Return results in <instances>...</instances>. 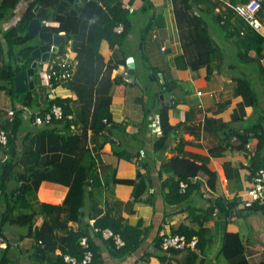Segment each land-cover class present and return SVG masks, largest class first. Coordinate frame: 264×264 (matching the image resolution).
Returning a JSON list of instances; mask_svg holds the SVG:
<instances>
[{
    "label": "crops",
    "instance_id": "0c3cea01",
    "mask_svg": "<svg viewBox=\"0 0 264 264\" xmlns=\"http://www.w3.org/2000/svg\"><path fill=\"white\" fill-rule=\"evenodd\" d=\"M223 1L228 5L226 10H233L234 5L247 0ZM117 2L130 10L131 27L126 44L117 47L111 55L115 68L113 78H119L121 82L113 89L112 123L101 134L90 131L81 145L78 140L81 127H74L69 134L61 133L72 138L77 136L74 140L67 139L70 146L65 140H53L47 134H41L29 123L32 115H39L46 109L49 100L57 97L77 100L66 83L50 89L46 73L60 66L65 59L76 65L84 44L95 39V20L88 15L82 16L84 1L62 0L64 15L73 11L78 13V31L64 43L63 54H52L50 60L36 71L35 94L40 95L39 106L25 108L19 98L0 91V123L12 118L17 110H24L25 125L20 133L15 174H22L32 166L47 171L56 167L71 168L76 157L69 148L74 150L83 146L86 151L79 157L81 164L89 167L92 161L95 165L98 163L95 175L86 186L85 223L93 225L109 213L113 219L139 227L141 231V244L135 253L116 258L106 249L103 264H182L183 255L166 254L158 249L157 241L174 235L172 232L182 225L198 231L200 226L194 224L193 219L204 216V211L217 202L234 204L231 215L215 208L210 220L204 223L211 242L205 252L196 250L198 260L195 264H233L242 259L249 264L264 263V250L256 246H264V210L246 209L239 203L254 186L259 163L253 157L258 140L251 129L257 125L264 127V43L258 45L253 40L246 41V24L234 13L227 29H223L224 45L217 42L220 52L211 72L207 67H186L182 61L178 66L177 60L185 51L171 0H150L149 7L144 0H100V6L108 10ZM27 6V1H21L17 15L21 16ZM210 20L212 18L208 17L207 21ZM261 22L262 31L257 33L264 38V17ZM6 23L10 22L0 23V36L2 30H9L17 22L4 27ZM43 26L59 27V23L44 21ZM31 43L28 44L39 43L38 38L34 37ZM236 57L243 65L236 62ZM129 58H134L136 64L133 82L128 79ZM239 79L251 82L258 107L252 97L240 92ZM168 92L170 98L166 100L164 97ZM165 108L166 135L159 118ZM247 134L248 140L243 143L242 136ZM4 159L6 161L5 155L0 152V163ZM176 160L206 165L216 175L212 180L204 173L190 178L191 183L199 184L200 188L192 192L188 201L178 205L171 202L175 200L171 187L180 181L176 174L180 167L174 166ZM16 175L8 180L7 193L12 194L20 187ZM181 182L186 185L181 188L186 190L187 183ZM69 190L60 183L43 182L37 192L29 193L19 202L15 214L35 213L34 228H40L44 221L53 217L43 213V205H61ZM3 194L0 191V214L7 208V196ZM61 218L65 219L66 215ZM69 226L74 230L79 228L73 222ZM230 232L239 233L244 242L243 254L232 260L221 254L225 234ZM28 233L20 226L7 224L4 227L7 242L0 250L2 252L9 245L12 264H39L34 255L36 239ZM97 244L102 243L98 240ZM165 255L166 260H163ZM40 264L47 263L41 261Z\"/></svg>",
    "mask_w": 264,
    "mask_h": 264
},
{
    "label": "trees",
    "instance_id": "16d2710c",
    "mask_svg": "<svg viewBox=\"0 0 264 264\" xmlns=\"http://www.w3.org/2000/svg\"><path fill=\"white\" fill-rule=\"evenodd\" d=\"M23 0H2L0 4V23L11 22L16 17L18 5ZM28 2L27 9L22 14L21 20L16 26H13L7 31H1L0 36V91L10 93L13 98H19L25 108H35L39 106L40 95L35 94V90L27 91L24 94L17 93L15 89V78L23 70L31 68L34 59L33 51L37 48L38 43L31 45L34 37L29 34L28 27L35 19L44 21L58 22L59 27L43 26V31L53 34L65 33L66 36H71L78 31L79 16L77 12L64 15L62 12V0H25ZM85 11L82 16L88 15L93 17L96 22L95 39L84 44L75 65L73 77L68 80L66 87L69 88L76 96L74 102L71 99L57 97L54 100H49L46 103V109L39 115H32L29 123L32 128L40 130L41 134L48 135L53 140H65L67 146H70L67 139L74 140L76 137H69L64 134L71 133L74 127H81L82 134L79 137L84 143L88 137V133L92 131L95 135L105 132L112 123L111 104L113 101V89L116 85H120L119 78H113L114 66L112 62V53L118 47H123L126 44L127 37L131 27V13L121 2L108 10L100 6V0H83ZM147 7L150 6V0H144ZM174 8L175 19L179 29L181 43L184 47V55L180 57V62H184V66L199 69L207 67L208 71H212V65L217 61V54L220 52V46L217 44L209 31V23L207 18H212V21L218 24L222 29H227L228 22L235 13L232 9H227L223 0H171ZM216 8H220V12H215ZM226 10V11H225ZM215 13V14H214ZM210 15H213L211 17ZM236 15V14H235ZM260 21L264 17V3L258 15ZM242 19V18H241ZM243 20V19H242ZM225 21L223 24L222 22ZM245 22V21H244ZM122 26V31L118 32L117 28ZM247 27V26H246ZM245 40L255 41L258 45L264 43V38L247 27ZM31 44H28V43ZM104 46L106 48L104 49ZM17 47H19L17 49ZM9 52V53H8ZM246 57V56H245ZM59 70L60 66H55L53 70ZM46 73V76L48 73ZM37 81V80H36ZM58 83L54 85L57 86ZM239 90L246 97H252L256 107L258 98H256L255 90L249 80H238ZM53 87V88H54ZM53 106H60L63 110V118L53 119L50 123L39 125L35 122L36 116L45 118V115L51 111ZM167 108L161 111V126L166 135L168 127L166 126ZM24 110H17L14 117L0 123V128L8 134V144L5 147H0L6 161L0 163V191L3 196H7V208L0 214V248L7 242L3 235L4 227L8 225H16L28 230V236L36 239L34 255L36 259L46 262L47 264H67L64 260L65 255H70L78 260L84 257L85 250L81 245V239L88 240L94 258L91 264H103L104 250H109L111 255L116 258H125L137 251L141 244V231L139 227H131L124 225L122 221L113 219L109 213L96 221L94 226L85 223L83 207L85 204L86 186L89 183L92 175H95V165L92 161L91 166L81 164L80 156L86 150L83 146L77 149H70L75 154L76 161L71 168L56 167L54 170H45L39 166L28 167L22 174H15L18 167L19 158V141L20 133L25 125ZM254 132V137L258 140V145L253 153L255 160L257 159L258 171L264 167V127L257 125L251 129ZM260 132V134H258ZM72 135V134H70ZM75 136V135H72ZM248 140V134L242 136V142ZM83 151V152H82ZM120 155V153L116 152ZM254 160V161H255ZM179 166L180 169L176 174L180 177V181L173 183L171 192L175 200H171L174 204H182L189 200L193 191L199 190V184L193 185L190 178H197L200 173L208 175L210 180L216 176L206 165H199L186 161L176 160L174 166ZM12 175L21 182L20 187L11 194L7 193L8 180ZM255 175V177H256ZM19 178H18V177ZM209 180V181H210ZM55 182L66 185L70 188L65 201L61 205H43V213L53 215L52 218L43 222L40 228H34L36 220L35 213L15 214L16 208L22 199H26L29 193L37 192L43 182ZM181 181L187 183V189L181 188ZM210 183V182H209ZM210 185V184H209ZM2 198L0 197V201ZM239 203H242L241 201ZM234 204L224 205L222 202L211 204L205 211L204 216H197L193 219L194 224H198L200 229L195 231L189 225H182L172 234L184 235L188 242L197 239L195 249L186 248L184 251L179 250H164L163 238L157 241L158 249L170 254L184 256L182 264H195L198 260L197 251L205 252L210 244L209 232L204 228V223L210 220L216 207H219L223 212L231 215L230 209ZM246 209H256L263 211L264 204L254 202L252 206ZM65 214L66 218L61 216ZM77 223L79 228L72 229L69 223ZM94 227L101 230L111 229L115 234L120 235L124 241V246L118 247L113 239H105L102 232H94ZM61 233V234H60ZM101 241V245L97 241ZM42 242L43 246L38 243ZM257 248L263 249V245H256ZM3 249V248H2ZM9 245H6L4 250H0V264H12L13 260L9 255ZM244 242L239 233L230 232L225 234L221 254L225 259L232 260L243 254ZM166 255L163 260H166ZM43 263V262H42ZM233 264H249L247 260H239ZM264 264V263H261Z\"/></svg>",
    "mask_w": 264,
    "mask_h": 264
},
{
    "label": "built area",
    "instance_id": "2783aa9c",
    "mask_svg": "<svg viewBox=\"0 0 264 264\" xmlns=\"http://www.w3.org/2000/svg\"><path fill=\"white\" fill-rule=\"evenodd\" d=\"M28 5V2H27ZM263 0H247L243 3H238L233 6V10L236 16L242 18L245 21L247 27L252 30L261 33L262 31V22L260 21L258 15L262 9ZM216 12H220V8L216 9ZM21 20V16H16L15 21L18 23ZM14 21V22H15ZM225 21L222 22V24ZM122 27L117 28L118 32L122 31ZM243 34V33H242ZM264 36V34H263ZM44 62H40L37 70H40V67L44 65ZM75 72V65L69 59H65L60 64V69L53 70L51 73L49 72L47 75V86L52 89L58 83H65L73 77ZM198 95H202L201 92ZM63 110L60 106H53L50 112L45 115V118L41 116H36L34 118L35 122L39 125H44L46 123H50V121L54 118L61 119L63 118ZM14 116V113H13ZM12 116V117H13ZM159 128V127H158ZM8 144V134L5 130L0 128V147H5ZM181 187L186 188L185 184H182ZM240 201L245 204V206L250 207L254 202H259L260 204H264V167L261 168L254 181V186L248 191L246 196L241 197ZM94 226V224L92 225ZM94 232H102L103 237L105 239H113L116 245L120 248L124 246V241L121 239L120 235L115 234L111 229L101 230L99 228L94 227ZM81 245L85 250L84 257L81 260L77 258L65 255L64 260L67 264H91L94 258L93 252L90 249L88 240L86 238L81 239ZM43 246L42 242L38 243ZM197 244V239H193L190 242L187 241L184 235L174 234L165 236L163 239V248L164 250H185L186 248L195 249Z\"/></svg>",
    "mask_w": 264,
    "mask_h": 264
},
{
    "label": "water",
    "instance_id": "95a60500",
    "mask_svg": "<svg viewBox=\"0 0 264 264\" xmlns=\"http://www.w3.org/2000/svg\"><path fill=\"white\" fill-rule=\"evenodd\" d=\"M67 1L73 3L75 0ZM28 32L29 34L35 35L38 38L39 43L37 48L32 53V57L34 59L32 67L28 70L20 72L14 80L16 91L19 94H24L27 91L35 89V74L39 63L48 62L52 54H63L64 43L69 39V36L66 35L53 34L51 32L43 31V22L40 19H35L30 23ZM128 65L130 69L128 79L133 82L136 67L134 58L128 59ZM164 98L169 100V92L165 94Z\"/></svg>",
    "mask_w": 264,
    "mask_h": 264
},
{
    "label": "rangeland",
    "instance_id": "374dc122",
    "mask_svg": "<svg viewBox=\"0 0 264 264\" xmlns=\"http://www.w3.org/2000/svg\"><path fill=\"white\" fill-rule=\"evenodd\" d=\"M18 11H19V8H18ZM16 16H17V10H16ZM21 17H22V15H21ZM13 21H15V19ZM13 21H11V22H13ZM10 23H6L4 27L9 25ZM208 23H209V28L211 29V30L209 29L210 34L214 37V39L216 40V42H218L219 45H224V37L223 36H225L224 35L225 31L218 24H216L215 22H213L211 20L208 21ZM17 24L18 23H16V25ZM5 31H7V30H5ZM236 62L241 63V65H243L241 60L238 57H236Z\"/></svg>",
    "mask_w": 264,
    "mask_h": 264
},
{
    "label": "clouds",
    "instance_id": "9594fccd",
    "mask_svg": "<svg viewBox=\"0 0 264 264\" xmlns=\"http://www.w3.org/2000/svg\"><path fill=\"white\" fill-rule=\"evenodd\" d=\"M37 71V70H36ZM36 75V74H35Z\"/></svg>",
    "mask_w": 264,
    "mask_h": 264
}]
</instances>
